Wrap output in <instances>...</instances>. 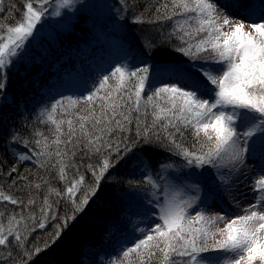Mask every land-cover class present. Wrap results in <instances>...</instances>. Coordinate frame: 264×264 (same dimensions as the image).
I'll return each mask as SVG.
<instances>
[{
	"label": "snow or ice",
	"instance_id": "1",
	"mask_svg": "<svg viewBox=\"0 0 264 264\" xmlns=\"http://www.w3.org/2000/svg\"><path fill=\"white\" fill-rule=\"evenodd\" d=\"M77 2L24 0L21 18L10 25L7 14L17 6L0 0V13H6L0 17V93L8 71L27 56L29 41L42 30L38 25L61 16L62 9L74 11ZM121 3L122 13L132 11L133 24L158 26L142 28L144 50L171 48L186 59L156 63L153 57V63L142 66L122 61L91 87L85 82L80 95L54 98L39 112L41 123L52 126V138L34 129L36 151L14 155L20 162L35 159L48 174L54 171L64 188L53 186L47 175L30 180L11 167L7 175L16 174L14 184L25 182L18 190L27 198L0 188V203L16 206L6 218L0 212V264H32L82 219L101 182L113 180L110 169L132 162L144 172L139 184L130 180L129 186L150 189L144 219H152L130 234L131 243L125 241L116 254L117 264H264V165L254 175V195L243 214L211 211L226 197L239 207L237 197L247 196L241 189L247 186V161L257 153L264 160V5L146 0L137 11L138 0ZM72 19L68 16L65 25ZM165 21L172 22L167 32L160 27ZM11 142L29 144L16 132ZM149 151L166 153L168 160L179 157L182 163L159 162L154 178L145 161ZM207 178V195L201 196L199 185ZM49 225L48 240L29 243L32 232Z\"/></svg>",
	"mask_w": 264,
	"mask_h": 264
},
{
	"label": "trees",
	"instance_id": "2",
	"mask_svg": "<svg viewBox=\"0 0 264 264\" xmlns=\"http://www.w3.org/2000/svg\"><path fill=\"white\" fill-rule=\"evenodd\" d=\"M82 1L86 2L87 0H78V2ZM7 2H14L17 6L12 13L7 14L6 20V23L14 25L21 18L24 0H7ZM145 2L146 0H138L136 10H142ZM152 2L154 4L155 0ZM220 2L224 3L226 0ZM244 2L255 5L257 8L264 5V0H244ZM108 3L110 10L103 12L104 16L95 17L94 15L92 17L94 19L90 20L93 23L97 19L102 21L100 26L101 37L89 32V30L84 29L82 31L79 28L80 25H77V30L80 33L69 32L62 38L44 44L37 42L28 50L27 56L15 65L13 73L7 74V86L0 93V99H3L2 105H0V188L5 192L27 198L26 191L18 190V188L23 189L25 187V182L16 180L14 184L13 180L16 174L7 175L13 166L17 168L20 175L27 176L30 180H38L41 175H47L53 186L60 189L64 188V182L58 178L54 179L56 176L54 171L48 174L44 169L38 168L35 159L20 162L14 155V151L15 153L36 151L32 143L36 139L32 135L34 129H39L49 139L52 138L50 131L52 126L41 123L37 117L39 112L54 98H61L65 95H80L84 92L83 85L85 82L88 87H91L100 75L122 61L141 66L153 63V57H155L156 63L162 59L173 63L182 61L181 54L171 48L144 50L141 46L144 35L142 28L156 29L158 26L133 24L129 19L132 11L122 13L121 0H108ZM82 6L84 7V5ZM34 7L38 8L39 5L34 3ZM45 7L49 8V12L52 11L49 5H45ZM4 15L6 13H0V17ZM146 15H151V13H146ZM88 17L91 16L88 15ZM112 18L120 22V28L111 27L108 24ZM86 19L83 20L82 25L85 24V21L88 22L89 19ZM171 24V21H165L160 27L163 28L164 32H167L170 30ZM151 35L153 39H156L158 33L153 31ZM102 36L104 37L102 38ZM114 39L120 41L117 46ZM172 42L177 43L175 40ZM160 52H163L164 55H159ZM68 88H72V90H68ZM42 90L46 93L44 101L42 99L44 94H41ZM7 94L25 99V111L19 113L14 111L12 104L4 100ZM13 132L19 133L21 138L27 140L29 142L28 147L22 143H12ZM167 155L166 153L149 151L145 156V161L149 163V169L155 172V176L159 172V162L161 161L175 162L177 167L182 163L179 157H171V160H168ZM99 159L98 156H93L92 162L98 163ZM76 160L80 162L79 154ZM87 162V157H85L83 163L86 164ZM71 171L69 170L70 173ZM81 171L83 172L84 169L81 168ZM143 172V166L139 162H132L124 166L117 165L116 168L110 169V173L114 174L113 180L107 185L103 181L101 182V192L94 198V202L90 203L82 219L56 244L42 252L39 257L34 258L32 264H117L116 254L120 247L125 244V241L131 243L130 234L139 226L135 219V213L140 212L139 205L133 197H142L148 190L146 185L130 187L128 182L131 180L139 184ZM85 175L86 179H92L90 173H85ZM33 191L35 190L33 189ZM40 199H43L42 194ZM13 210H16V206L7 202L0 203V212L4 213L5 218ZM3 222L6 224V219H3ZM50 227L51 225L46 229H37L32 232L29 243L35 242L42 245L45 240L49 239L47 232ZM136 235L139 234L136 233ZM13 251L15 254L16 250ZM3 257L4 253L0 251V259Z\"/></svg>",
	"mask_w": 264,
	"mask_h": 264
},
{
	"label": "rangeland",
	"instance_id": "3",
	"mask_svg": "<svg viewBox=\"0 0 264 264\" xmlns=\"http://www.w3.org/2000/svg\"><path fill=\"white\" fill-rule=\"evenodd\" d=\"M220 1H222V0H220ZM81 4L84 5V7ZM108 7H110L108 0H95V1L94 0H87L86 2H84V1L77 2V4L75 5V10L72 12H68V10L62 9L61 10L62 11L61 16L57 17L55 15H52L49 18L43 20L42 25H38V28H42V30L35 37L34 41H32V40L29 41L28 50H30L33 46H35L37 42L40 44H44V43H48V41H53V40H56L58 38H62L64 35H66L69 32H76V34L80 33V32H78L79 30H77V27L79 25H80L79 28L82 31H84V29L89 30V32H93V34H95L96 36L101 37L100 26L102 24V21L100 19H97V20H95V23H93L90 20L94 19V18H92V17H94V15H95V17L98 15L104 16L103 12H108L110 10ZM88 15L91 17H88ZM68 16L73 17V19H72L70 24L65 25V21H66V18ZM86 17L89 20H88V22L85 21V24L82 25L83 20H85ZM108 24L111 27L120 28V22L113 19V18L111 19V21ZM245 30H247V29H245ZM103 37L104 36H102V38ZM114 42H115L116 46L120 43V41L117 39H114ZM106 56H107V54H106ZM184 59H186V58L181 56V60H184ZM139 62H140V60H139ZM13 71H14V68L10 69L7 74L10 75L11 73H13ZM68 90H72V88H68ZM27 93H29V92H27ZM41 94H44V97L42 98L44 101V99L46 98V95H45L46 93L44 92V90L41 91ZM24 96H25V94L23 95V97ZM4 100L6 102H9L12 104L14 111H17L18 113L25 111V108H26L25 99H20V98L15 99L14 97H12L11 94H9V95H6V98ZM2 102H3V99H0V105H2ZM0 113H1V109H0ZM12 114H13V112H12ZM247 165H248V167H247L248 175H247V181H246L247 186L241 185V189L243 191L247 192V196H245V197H239L238 196L237 197V199L240 200L239 207L237 206L236 202L233 201V199L231 197H226V199L224 201L217 200L211 209V211L213 213H220V209L224 208L225 212H227V213L243 214L242 209L244 207H247V205L252 202V197H253L254 193L250 190V186L253 182L255 173L257 172V170L262 165H264V160H262L259 153H257V155L255 157H253L247 161ZM159 171H160V169H159ZM186 171L187 170H183L182 172L179 173V175L183 176L184 172H186ZM151 172H152L153 177L156 178L157 176H155V172H153V170H151ZM172 175H173V172L170 170L167 173V176L170 177ZM209 180H210V178H207L200 183L199 188H200V195L201 196L207 195V188L205 187V185H207L209 183ZM148 191H150L149 188H148L147 192L143 194L142 197H139V198H137V196L133 197L139 205L140 212L137 211L135 213V219H136V221L140 227H146L147 223H150L151 219H152V218H149L148 220L144 219V216L147 215V211L150 208V205L148 204V196H147ZM188 194H194V193H191V191H189ZM229 218H231V217H229ZM219 227H224V225L220 224ZM137 234H139V233H137ZM212 254L215 255L214 253H212Z\"/></svg>",
	"mask_w": 264,
	"mask_h": 264
},
{
	"label": "bare ground",
	"instance_id": "4",
	"mask_svg": "<svg viewBox=\"0 0 264 264\" xmlns=\"http://www.w3.org/2000/svg\"><path fill=\"white\" fill-rule=\"evenodd\" d=\"M98 18V17H97ZM8 95V94H7ZM6 97V96H5ZM15 99H17L16 97H14Z\"/></svg>",
	"mask_w": 264,
	"mask_h": 264
}]
</instances>
